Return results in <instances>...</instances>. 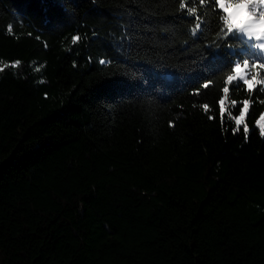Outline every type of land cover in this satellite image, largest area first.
I'll return each mask as SVG.
<instances>
[{
	"label": "trees",
	"instance_id": "16d2710c",
	"mask_svg": "<svg viewBox=\"0 0 264 264\" xmlns=\"http://www.w3.org/2000/svg\"><path fill=\"white\" fill-rule=\"evenodd\" d=\"M217 9L0 0V264H264V102Z\"/></svg>",
	"mask_w": 264,
	"mask_h": 264
},
{
	"label": "snow or ice",
	"instance_id": "6c2138e0",
	"mask_svg": "<svg viewBox=\"0 0 264 264\" xmlns=\"http://www.w3.org/2000/svg\"><path fill=\"white\" fill-rule=\"evenodd\" d=\"M192 0H189V3H191ZM200 4H204L205 0H199ZM211 3L216 4L219 3V9H223L224 13H227L223 17L224 23L226 25V35L232 34V36H236L237 34L240 35V39L242 41V45L240 49L238 50L236 54V58L242 59L243 67L248 68L250 60L249 59H243L244 56H248L250 58H254L255 62L252 63L251 68L253 70L258 69H264V63L260 62L261 60H264V42H259L253 44L252 37L255 38L256 41H264V12L260 13L259 17L254 18L255 14V6L252 5V10L249 12L248 16L245 19L242 20H234L233 19V13L229 11L230 7L235 8H244L246 5L250 3V0H237L235 4H229L225 5L222 0H211ZM180 9H185V3L181 2L179 4ZM219 9L216 11V16L219 18ZM196 12L195 8H188L187 13L189 15ZM197 27H201V25H197ZM235 30V31H234ZM246 34L247 40H244V35ZM232 36H229V39L232 38ZM76 39L75 37L73 38ZM260 50V51H257ZM102 65L105 63L104 60L99 61ZM19 63V62H17ZM7 67V66H5ZM231 67V64L229 65ZM241 69V63L235 62V70L237 74L239 75V70ZM259 73L254 71V74L252 75L251 79L243 78V84L247 85L248 88L251 90L256 84H264V79L258 80L257 75ZM228 81H233L234 77L232 75H229L227 77ZM209 85L208 83L204 84V88H207ZM261 92H264V88L260 89ZM224 93L229 92V87L225 86L223 88ZM221 104L224 103L223 100L220 101ZM233 106L235 107L236 101H233ZM243 106L239 108V115L238 116H232L231 113H228L229 118L233 119L235 121L236 127L232 129L233 134H235L237 131H239L240 126L243 125V132L245 133V138H248L249 134V127L246 123H244L245 113L249 109V101L244 100ZM205 108H207V105H204ZM224 109H221V114L223 115ZM212 117H210L211 119ZM172 122H170V125ZM257 124L259 125L260 129V135L264 136V116H261L260 120L257 121Z\"/></svg>",
	"mask_w": 264,
	"mask_h": 264
},
{
	"label": "rangeland",
	"instance_id": "374dc122",
	"mask_svg": "<svg viewBox=\"0 0 264 264\" xmlns=\"http://www.w3.org/2000/svg\"><path fill=\"white\" fill-rule=\"evenodd\" d=\"M222 2L227 6L229 4H235L237 2V0H222ZM252 5L255 6L254 18H257V17H259L260 13L264 12V0H250V3L248 5H246L244 8L230 7L229 11L233 13V19L239 21V20L245 19L248 16L249 12L252 10ZM221 10L223 11V9H221ZM225 14L227 15V13H225ZM244 37L246 39H248L246 34L244 35ZM251 39H252L253 44L259 43V42H264V41H256L254 37H252ZM257 51H260V50H257ZM247 58L250 60L249 68L246 71L244 70V72H239V75L242 78L250 79L252 77V75L254 74V71H255V72L259 73L257 75L258 80L264 79V69H258L257 68L256 70H253L251 68V65L253 62H255V59L250 58L248 56H247ZM260 62L264 63V60H261ZM256 85L258 86V89H259L260 100H262L264 102V92L260 91L261 88H264V84H256Z\"/></svg>",
	"mask_w": 264,
	"mask_h": 264
}]
</instances>
